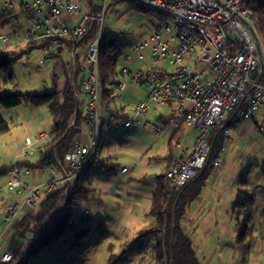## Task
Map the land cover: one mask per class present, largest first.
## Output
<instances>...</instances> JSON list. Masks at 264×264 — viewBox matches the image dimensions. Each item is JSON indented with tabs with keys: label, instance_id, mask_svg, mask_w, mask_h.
<instances>
[{
	"label": "built area",
	"instance_id": "built-area-1",
	"mask_svg": "<svg viewBox=\"0 0 264 264\" xmlns=\"http://www.w3.org/2000/svg\"><path fill=\"white\" fill-rule=\"evenodd\" d=\"M1 1L6 9H12L14 0ZM121 1L161 16V21L147 39L130 48L131 55L139 61H144L145 52L149 51L151 66L135 72L129 68L122 70L125 78L147 91L144 100L134 104L130 108L131 115L123 120L125 130H136L141 119L153 110L152 107L178 104L177 119L198 132L193 151L188 152L182 144H176L179 155L173 159L167 174L168 190L173 195L206 168L212 151V135L216 130L225 128L227 124L236 125L240 119L264 115V84L255 81L264 64V49L255 20L246 8L249 0ZM108 2L110 0H92L84 9L78 0H34L31 5L22 7L21 11L34 21V26L26 32L25 42L45 44L42 64L59 50L61 41L73 40L77 44L71 54L72 77L78 69L84 75L82 123L88 141L77 143L68 152L60 180L52 178L40 185H26L22 181L21 169L16 168L12 172L6 189L17 191L22 198L5 207L4 224L9 230L17 223L21 212L38 207L41 197L52 194L59 186L76 183L82 172L96 160L102 142L100 112L106 110L110 113L108 105L102 104L101 100L99 67ZM63 16L78 17L79 23L62 22ZM94 25L98 26L97 35L82 47ZM17 35H0V40L7 43ZM125 88L124 81L117 82L114 95L119 100H123ZM116 122L117 118L111 116L109 127L117 128ZM146 127L163 134V130L153 124L147 123ZM258 129L264 136V120ZM49 135L42 133L36 139L27 138L25 145L31 147L35 141L41 143ZM220 162L216 159L214 166L218 167ZM88 214L86 211L84 215ZM151 252V244H148L143 258L147 259ZM23 262L24 259L16 261L8 250L0 253V264Z\"/></svg>",
	"mask_w": 264,
	"mask_h": 264
},
{
	"label": "crops",
	"instance_id": "crops-1",
	"mask_svg": "<svg viewBox=\"0 0 264 264\" xmlns=\"http://www.w3.org/2000/svg\"><path fill=\"white\" fill-rule=\"evenodd\" d=\"M78 1L84 9L87 8L86 2ZM0 2L4 6L3 1L0 0ZM24 3L22 1L20 7V14L22 16L27 15L21 11L23 5H25ZM13 6V3L12 9H6L4 6V12H17ZM73 18L75 17L63 16L62 22L69 23L71 21L74 24L79 23V21L75 22L72 20ZM6 27H3L2 31L0 28V35H11L13 33L18 35L7 43L0 40V53L17 54L29 45L25 42V35L32 28L31 25L25 24L22 29H5ZM40 50L42 51V49ZM54 54L59 55V51L53 52L49 58L50 64L48 65L53 66L55 69L58 60L53 57ZM71 54L67 55L66 53L63 56L65 62H70V74H72ZM121 57H123L124 63L122 64V68H119L118 62L120 76L117 78V82L124 81L126 83V88L123 92L124 97L123 100L116 99L111 104L102 101V104L108 105L110 113L102 110V142L96 160L89 165V171L93 172L87 184L90 190V199L87 203L83 204V212L88 210L89 214L82 226L87 231L88 238L82 242L81 246L79 244H76V246L71 245V241L66 245L63 244L65 247L64 252H67L68 256L71 257L72 264H106L110 251L120 254L126 249L132 250L126 255L123 264L134 261V258L131 257L134 252H137L139 255L137 264L140 263L142 253L144 252L143 244L141 243L138 249H136L137 245L131 247V244L137 240L140 231L151 223V202L159 186L155 178L163 175L169 166H171L173 159L179 155V151L176 148L177 143L182 144L184 149L191 152L198 137L197 131L185 125L182 128L179 140L173 143L172 148L170 147V141L174 133L184 124V122H180L175 116L179 109L178 104H170L161 108L152 107L153 110L145 118L141 119V125L133 132H127L120 125L117 128L109 127L108 122L111 116L114 115L116 117L117 114L126 111V116L118 120L122 123L125 118L131 115L130 108L139 101L144 100L147 93L145 87L134 83L129 78H125L122 75V70L129 68L132 72H135L139 69L137 68L139 64L145 62L151 64L150 52L148 51V57L146 56L144 61H139L137 58L129 55V53L124 54V52H122ZM46 63H48V60L44 62L45 65ZM78 71L81 70L78 69L75 74ZM62 73L61 69H59L58 75L62 76ZM29 79H33L32 75H29ZM47 81H49L48 77L41 78L38 85L28 87V91L26 92L36 91L38 86L43 85L45 82L47 83ZM84 95H81L82 99ZM23 105L26 106L23 107ZM0 108L2 109V107ZM127 108L128 110H126ZM163 108H168V115L165 116L164 111H159V109ZM44 109L46 108L37 109L28 104H22L15 108V110H0L3 118L9 124H12L10 126V133L0 138V169H10L23 162H36L38 160L40 143L35 141L33 146L27 147L25 140L27 138L36 139L42 133L51 132L52 122L50 113L47 109ZM263 120L264 115H256L254 118L239 122L237 125L227 124L228 131L224 135L229 142H233V139H229V132H239L235 136L236 138L247 136L252 128L250 123L253 122L257 127ZM147 123L153 124L163 130V134L160 135L150 130L146 127ZM14 127L16 128V135L12 132ZM82 130V134L76 138V143L85 144L88 141V135L83 129V125ZM222 130L225 129L220 128V131ZM215 172L213 174H216ZM22 173V181L26 185H40L49 182L52 178L60 180L63 177L60 169H33L27 171L26 168H22ZM11 178L10 171L0 177V186L2 187L0 190V210L4 214L2 221L5 217V206L17 202L22 197V194H16L6 189ZM240 184L241 182H217L216 180L215 182H210L208 179L204 192L192 204L187 216L183 219V229L191 237L194 246L197 242V234H201L203 238L221 237L223 234L219 232L223 229H217L219 224L225 227L228 242L232 243L229 238L233 231H230L228 222L220 220L227 219V215L239 214L241 212L240 208H242V205L240 203L242 200L238 197V194L242 193L239 188ZM227 187H230L229 196L226 195L228 193ZM222 203H225L224 210ZM112 220L116 221V230L111 228ZM255 226H258V223ZM213 227L215 231L210 229ZM259 229H262V225L259 226ZM2 230L0 234L2 237L0 253L8 250V246L15 236V232L10 231L8 228H3ZM238 232L239 228L237 227L234 233L238 235ZM128 235L132 236L131 240L128 239L129 241H127ZM149 240L151 239L146 241ZM91 242L93 245L90 246L89 243Z\"/></svg>",
	"mask_w": 264,
	"mask_h": 264
},
{
	"label": "trees",
	"instance_id": "trees-1",
	"mask_svg": "<svg viewBox=\"0 0 264 264\" xmlns=\"http://www.w3.org/2000/svg\"><path fill=\"white\" fill-rule=\"evenodd\" d=\"M80 1L90 3L92 0ZM110 3L116 7L123 1L110 0ZM135 7H138L145 14L154 13L140 6ZM246 8L255 20L257 34L264 49V0H249ZM15 14V12L0 13V28L9 24L15 18ZM97 28V25L93 26L85 37L82 47H85L95 38ZM44 46V43L36 42L27 45L17 54L0 53V77H3L0 86L2 84L4 86L13 85L15 78L13 67L24 57L35 50L43 49ZM76 46L77 44L73 43V40L60 42L59 55H53L58 63L51 77L52 84L49 89L43 92L14 90L0 93V107L2 109L12 110L22 104H28L37 109L46 108L50 113L52 122L49 137L40 143L38 160L36 162H23L10 169L2 168L0 169V177L9 171L12 175L16 168L21 170L22 168L27 170L63 169L66 155L77 144L76 138L83 132L82 107L85 103V95L83 99L81 95L84 94L82 89L84 75L83 72L78 71L72 77L70 62H65L63 57L66 53L67 55L73 53ZM123 49V45L117 44L114 39L104 37L101 42L99 58L101 100L107 104L118 99L114 95V89L117 78L120 76L118 62ZM59 69L63 72L62 76L58 75ZM255 79L256 82L264 84V68L260 69V73ZM125 114L127 113L124 111L117 114V120H121L126 116ZM185 125V123L182 124L174 133L170 141L171 148L173 143L179 140ZM224 129L220 131L219 128L212 135V151L206 168L194 180L187 183L182 190L173 195L170 194L167 182L170 166L163 175L155 178L159 186L151 202V223L140 231L137 240L131 244L137 245L136 249H138L142 243L144 251L148 244H151L152 252L148 258L141 257L144 264H201L191 237L183 229V219L187 216L192 204L204 192L210 176L222 164L220 154L223 151L225 140H227L224 134H227L228 127L225 126ZM10 130V124L0 114V138L10 133ZM261 136L263 135L261 134ZM216 159L221 161L218 167L214 166ZM92 175L93 172L89 171L88 166L76 183L71 186H59L52 194L43 195L38 207L19 214L17 223L10 230L15 232L14 239L8 246V251L15 257L16 261L24 259L21 264H31L32 259L42 252L52 254L56 250H61L63 253L57 259L56 264H72L71 257L67 258V252H64L59 246L70 241L72 242L71 245L79 244L81 246L82 242L88 238L87 231L82 228L87 216L84 215L80 220H77L76 209L79 204L87 203L90 199V190L87 184ZM10 192L18 194L17 191ZM250 218L245 219L241 226L239 224L240 228L238 227L239 233L236 239V244L246 246V250H250L253 246V239H250L248 231ZM5 221L6 214L0 224L2 229L5 228ZM148 239L151 240L146 241ZM127 254V249L119 255L110 251L106 264H123Z\"/></svg>",
	"mask_w": 264,
	"mask_h": 264
},
{
	"label": "rangeland",
	"instance_id": "rangeland-1",
	"mask_svg": "<svg viewBox=\"0 0 264 264\" xmlns=\"http://www.w3.org/2000/svg\"><path fill=\"white\" fill-rule=\"evenodd\" d=\"M22 1L25 2V5H31L33 3V0H14L13 7L17 12L13 11L16 13L15 18L9 24L4 26H7L5 29H22L25 24L29 26L31 25V27L33 26L34 21L29 19V17L20 14ZM4 11V6L2 2H0V13H3ZM73 20L78 22L79 18L75 17ZM160 21L161 16L155 13L145 14L134 5L123 2L114 7L108 2L105 15L106 30L104 37L106 39H114L117 44L123 45L124 54L129 53V55H131L130 48L133 45L146 40ZM131 56L136 58L133 55ZM145 56L148 57V51L145 52ZM26 57L13 67L15 76L13 85H1L0 92L14 90L26 92L28 91V87L38 85L39 80L45 77H48L49 81L38 86L36 91L43 92L51 87V77L54 72V67L48 65L50 64L49 61L46 65H42V61L44 60L42 51L40 49L35 50ZM123 57L120 58L119 68H122V64L124 63ZM149 66H151V64L145 62L139 64L137 68L146 69ZM29 75H32V80L29 79ZM2 80L3 77H0V82ZM24 106L26 105H23V107ZM0 110L2 109L0 108ZM159 111H164V115L166 116L168 115L169 110L168 108H163L159 109ZM100 113L101 116H103L102 110ZM247 120L250 119H240L239 122ZM116 124L125 129L123 122L120 123L118 121L115 125ZM250 124L252 125V128L247 136L236 138L235 136H237L239 132H229V139H233V142H229L228 139L226 140L223 151L220 154L222 164L215 172L216 174H212L209 178L210 182H215V180L217 182H241L239 188L242 193L238 194V197L242 200L240 203V205H242V208H240L241 212L239 214L227 215V219L220 220L228 222L230 231H233L229 238L232 243L228 242L227 235L225 234V227L221 224H219V227L217 228L219 230L223 229L219 232L223 234L221 237L214 236L212 238H203L201 234H197V242L195 243L194 248L201 264H264V137L261 136L258 128L253 122ZM10 126H12V124H10ZM12 132L16 135L15 127L12 129ZM251 132L253 133L250 135ZM226 190L228 192L226 195L229 196L230 187H227ZM234 200L236 199L234 198ZM83 204H79L76 209L78 215L77 220H80L86 211L89 213L88 210L83 212ZM222 205L224 210L225 203H222ZM3 216V211L0 210V224L2 223ZM247 218H250V222H248V231L250 233V239H253V246L250 250H246V246L244 245L236 244L235 241L238 235L234 233L235 229L237 227L240 228ZM256 223H258V226H255ZM260 225H262V229H259ZM111 228L114 230L117 229L116 221H111ZM210 229L215 231L214 227ZM2 231L3 230L0 226V234ZM131 237L132 236L128 235L127 241L131 240ZM64 245L59 247L62 250H65ZM89 245L91 246L93 243L91 242ZM132 246L133 245H131V247ZM127 250L128 253H130L132 249ZM62 253L61 250H56L52 254L42 252L32 259L31 264H56L57 259ZM142 254H144V252ZM131 257L134 258V261L132 263L126 262L125 264L138 263L139 255L137 252H134ZM67 258H70V256H67ZM139 264H144L143 260H140Z\"/></svg>",
	"mask_w": 264,
	"mask_h": 264
},
{
	"label": "water",
	"instance_id": "water-1",
	"mask_svg": "<svg viewBox=\"0 0 264 264\" xmlns=\"http://www.w3.org/2000/svg\"><path fill=\"white\" fill-rule=\"evenodd\" d=\"M259 49H260V52H261V47H260V45H259ZM262 63H264V59H263V57H262ZM264 68V64H262V69Z\"/></svg>",
	"mask_w": 264,
	"mask_h": 264
}]
</instances>
